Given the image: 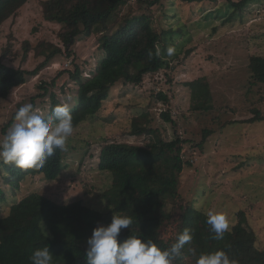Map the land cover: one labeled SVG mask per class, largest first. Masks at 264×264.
<instances>
[{"label": "rangeland", "instance_id": "374dc122", "mask_svg": "<svg viewBox=\"0 0 264 264\" xmlns=\"http://www.w3.org/2000/svg\"><path fill=\"white\" fill-rule=\"evenodd\" d=\"M130 6L119 9L116 18L126 14ZM232 12L227 0L192 4L162 0L153 7L154 24L158 32L167 34L172 49L171 67L146 76L140 86L118 84L98 115L73 130L64 150V169L56 181L49 182L42 175L27 177L14 192L5 182L0 162V188L5 194L0 198V219L10 214L15 203L34 193L59 205L81 201L99 214H112V205L100 197L113 183L111 173L98 168L102 147L105 142L149 144L152 137L132 135L134 122L148 113V126L160 130L166 142H176L177 138L187 141L182 156L190 165L180 177L178 204L206 214L210 210L223 212L229 231L238 224V213L244 211L247 226L257 235V246L264 250V120L248 123L255 110L264 118V84H253L249 69L252 56L264 57V0L254 1L229 21ZM60 31L61 26L45 20L41 0H29L0 27V59L6 51L11 52L5 64L33 71L45 60L34 49L42 42L62 46ZM98 38H79L73 58L57 56L6 100L0 99V134L20 106L32 105V98L43 93L39 88L43 83L55 81L50 91L73 106L79 86L68 74L60 73L74 71L78 64L83 78L91 77L104 56ZM25 42L33 48L27 57ZM203 78L212 93L213 110L209 112L195 110L197 101L187 87ZM161 92L168 96V102L158 100ZM34 109L46 119L49 95L37 99ZM164 112L171 113L175 124L163 120ZM205 130L214 133L201 149L198 145ZM179 222L180 211L173 225L160 230L164 240L176 236ZM81 254L78 248H69L65 260Z\"/></svg>", "mask_w": 264, "mask_h": 264}, {"label": "trees", "instance_id": "16d2710c", "mask_svg": "<svg viewBox=\"0 0 264 264\" xmlns=\"http://www.w3.org/2000/svg\"><path fill=\"white\" fill-rule=\"evenodd\" d=\"M161 1L41 0L45 20L61 26L59 39L62 46L40 43L34 50L45 60L33 71L5 64L4 61L11 55L6 51L0 59V99L6 100L13 90L26 84L29 77L38 75L57 56L73 58V49L79 38L96 35L104 56L91 77L84 79L78 64H75L74 71L63 70L60 73V76L68 74L79 86L76 103L70 107L73 128L76 129L98 115L118 84L140 86L146 76L171 67L167 34L158 32L151 14V9ZM181 1L192 4L217 3L219 0ZM254 1L263 0H227L233 11L228 20L242 14ZM28 2L0 0V27L15 17ZM129 4L128 12L116 18L119 9ZM24 44L27 57L33 48L29 42ZM249 69L253 84H264V57L252 56ZM55 86V81L43 83L39 87L43 93L33 97L31 102L35 108L37 99L49 95L50 110L46 120L53 122V109L63 103L55 92L50 91V87ZM187 87L192 92L193 100L197 101L195 110H213L212 93L205 78L188 83ZM157 98L169 101L162 92ZM254 113L248 123L264 120L259 111L255 110ZM14 116L2 128L0 140L13 125ZM149 117L148 113H143L132 129L133 136L152 137L146 146L105 142L102 147L98 168L111 173L113 183L100 197L112 205V214H99L81 201L59 205L42 195L31 194L15 203L10 214L0 219V264H31L32 253L44 247L50 250L53 264H86L87 240L93 229L109 224L114 214L129 217L132 221L128 229H122L121 241L135 235L142 240H152L160 248L166 249L187 229L192 240L185 244L173 264H197L202 254L221 250L235 264H264V250L257 246V235L247 226L244 211L238 213V224L231 231L227 230L222 239H214L215 234L207 223L206 213L178 204L181 199L180 177L185 167L190 165L182 156L183 144L187 141L177 138L176 142H166L160 130L148 126ZM162 118L167 123L175 124L170 112L162 113ZM213 133V130L204 131L203 140L198 145L201 149ZM63 158L64 150L56 149L45 166L38 170H22L3 164L5 182L16 192L27 177L42 175L49 182L56 181L64 169ZM4 195L0 188V198L4 199ZM178 211L180 222L177 234L166 241L160 230L175 223ZM69 248H78L81 256L67 262L65 257Z\"/></svg>", "mask_w": 264, "mask_h": 264}, {"label": "clouds", "instance_id": "9594fccd", "mask_svg": "<svg viewBox=\"0 0 264 264\" xmlns=\"http://www.w3.org/2000/svg\"><path fill=\"white\" fill-rule=\"evenodd\" d=\"M172 54V49H168ZM55 121L46 120L31 104L18 108L14 123L0 140V162L14 165L18 169L38 170L56 149L65 150L66 142L73 133V116L67 103L53 109ZM198 207V206H197ZM207 223L215 234L214 239H222L229 229V221L223 212H207ZM131 219L113 215L107 225L93 229L87 240L86 264H173L185 244L192 240L186 229L171 247L162 249L152 240H142L132 235L120 240L122 229H128ZM31 264H53V256L47 247L35 250ZM197 264H235L224 251L202 254Z\"/></svg>", "mask_w": 264, "mask_h": 264}]
</instances>
